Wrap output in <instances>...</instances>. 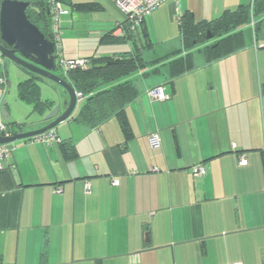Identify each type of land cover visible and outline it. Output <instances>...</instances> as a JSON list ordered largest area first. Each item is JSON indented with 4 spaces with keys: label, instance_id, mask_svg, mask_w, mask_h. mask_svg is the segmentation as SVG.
I'll use <instances>...</instances> for the list:
<instances>
[{
    "label": "crops",
    "instance_id": "1",
    "mask_svg": "<svg viewBox=\"0 0 264 264\" xmlns=\"http://www.w3.org/2000/svg\"><path fill=\"white\" fill-rule=\"evenodd\" d=\"M66 1L95 6L61 15V58L150 59L186 55L183 13L208 21L253 0H168L133 31L123 15L101 24L98 1ZM259 17L256 34L251 25L238 29L243 46L223 57L207 59L210 41L190 50L192 68L184 72L168 60L131 76L137 93L124 107L127 133L116 116L95 127L76 122L82 98L53 129L56 140L12 143L0 169V264H262L264 13ZM19 69L10 79L0 64L9 122L24 124L15 132L39 128L48 112L19 96V83L30 78ZM35 80L41 101L64 92ZM156 86L166 100L147 95ZM153 132L156 149L148 143ZM196 164L204 175L190 173Z\"/></svg>",
    "mask_w": 264,
    "mask_h": 264
},
{
    "label": "trees",
    "instance_id": "2",
    "mask_svg": "<svg viewBox=\"0 0 264 264\" xmlns=\"http://www.w3.org/2000/svg\"><path fill=\"white\" fill-rule=\"evenodd\" d=\"M29 6L26 8L27 18L33 23L44 36L56 44L52 31V17L50 6L47 0H27ZM69 9H86L95 6V3H71L61 0ZM264 13V0H253L249 5H241L234 10H225L220 16L203 21H195L191 13L185 12L179 20V29L183 40V49L187 52L183 57L179 56L180 51L162 55L155 58L144 57L140 53H122L119 55L101 56L88 59L86 68L75 67L69 69L65 74L59 73L85 98L75 117V121L95 127L108 119L116 116L127 133L128 127L124 115V107L136 96L130 77L162 61L169 60V67L176 72H184L192 68L191 52L194 47L203 45L206 42L214 41L205 46L208 60L218 59L228 53L240 48L244 44L240 29L245 25L253 24V31L256 34L260 15ZM259 17V18H258ZM126 22V18H125ZM144 21L139 27H142ZM127 24V22H126ZM128 28V26H127ZM129 31L130 30L128 28ZM210 35V38H207ZM147 48H151L148 42ZM26 71L30 78L19 83V96L24 99H32L34 107H43L41 111L50 107V101L39 99V86L36 78H41L34 73ZM10 130L22 128L23 123L15 124L6 122ZM15 126V127H14Z\"/></svg>",
    "mask_w": 264,
    "mask_h": 264
},
{
    "label": "water",
    "instance_id": "3",
    "mask_svg": "<svg viewBox=\"0 0 264 264\" xmlns=\"http://www.w3.org/2000/svg\"><path fill=\"white\" fill-rule=\"evenodd\" d=\"M28 6L27 0H0V54L21 70L25 69L56 83L64 92L62 95L54 92L48 112L38 120L42 126L32 130L12 132L9 136L0 133V144L14 143L55 129L70 118L79 100L76 89L57 74L59 65L56 61L54 42L47 39L27 18L25 11ZM207 38H210V35H207ZM0 111L3 119L9 121L10 116L3 99Z\"/></svg>",
    "mask_w": 264,
    "mask_h": 264
},
{
    "label": "built area",
    "instance_id": "4",
    "mask_svg": "<svg viewBox=\"0 0 264 264\" xmlns=\"http://www.w3.org/2000/svg\"><path fill=\"white\" fill-rule=\"evenodd\" d=\"M50 6V13L52 17V31L54 33L56 52H57V63L61 72L65 74L69 69L75 67L86 68L88 65V59H63L59 54V33L58 24L61 15L68 14L69 9L66 7L61 0H47ZM115 9L126 18L127 26L130 30H135L141 23L146 19V17L156 10L161 4L168 0H109ZM177 2V0H173ZM253 22L251 27L253 28ZM5 58L0 54V64L3 63ZM7 89V79L5 76L0 77V105L2 100V95ZM147 95L158 101H164L168 98V95L164 92L161 86H156L147 90ZM78 97V102L84 98L80 92H76ZM13 131L10 130L6 121L3 119L0 111V133L4 136H9ZM31 142H38L41 144H48L53 140L57 139V135L53 129L48 130L44 133L37 134L31 138H28ZM148 143L152 149H156L160 146L159 135L155 132L148 135ZM12 143L0 144V169L2 168V162L10 155L13 147ZM247 160L244 157L239 158V165H246ZM190 173L193 176H202L206 173V168L202 164L193 165L190 168ZM113 184H118V180L114 179ZM86 188L89 189V184H86ZM60 188H55V192H60ZM262 264H264V251L261 254ZM229 264H241L238 262Z\"/></svg>",
    "mask_w": 264,
    "mask_h": 264
},
{
    "label": "rangeland",
    "instance_id": "5",
    "mask_svg": "<svg viewBox=\"0 0 264 264\" xmlns=\"http://www.w3.org/2000/svg\"><path fill=\"white\" fill-rule=\"evenodd\" d=\"M73 1H82V0H73ZM83 1H88V0H83ZM94 1H98L104 7V9L102 11L95 12L96 15L98 16V20L101 24H104V22H106L110 19L113 20V18L116 16H121V14L115 9V7L111 4V2L109 0H94ZM71 14H72L71 11H69V15H67V17H70ZM65 18H66V16H60V18H59V24H58L59 39L61 38L63 30L65 28L64 24L62 23ZM106 24L107 23H105L104 25H106ZM145 57H147V55ZM4 61L8 65V74H9V77L11 79L12 78V70L19 69V68L7 59H5Z\"/></svg>",
    "mask_w": 264,
    "mask_h": 264
}]
</instances>
